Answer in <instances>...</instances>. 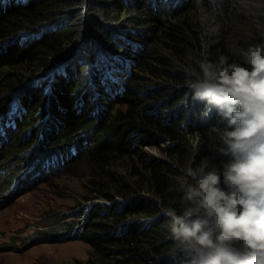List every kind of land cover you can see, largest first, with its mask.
Here are the masks:
<instances>
[{"label": "trees", "instance_id": "obj_1", "mask_svg": "<svg viewBox=\"0 0 264 264\" xmlns=\"http://www.w3.org/2000/svg\"><path fill=\"white\" fill-rule=\"evenodd\" d=\"M205 16L218 31L202 39ZM257 24L264 7L238 0H0V201L29 175H48L49 162H67L55 167L61 173L87 160L96 196L86 201L105 204H86L73 226L60 219L54 232L94 248L85 264H172L161 209L179 214L175 178L188 159L192 167L206 159L223 188L229 159L216 149L225 123L215 110L201 115L184 70L204 54L239 62L232 49L264 43ZM144 78L173 85L140 92ZM7 81L14 86L2 92ZM167 142L174 146L163 149ZM155 144L173 161L143 153ZM123 162L128 180L114 168Z\"/></svg>", "mask_w": 264, "mask_h": 264}, {"label": "clouds", "instance_id": "obj_2", "mask_svg": "<svg viewBox=\"0 0 264 264\" xmlns=\"http://www.w3.org/2000/svg\"><path fill=\"white\" fill-rule=\"evenodd\" d=\"M238 2L242 9L264 7ZM202 28V39L218 31L207 16ZM256 30L264 36V25ZM231 51L239 62L204 54L196 67L184 70L191 99L204 103L201 115L215 110L225 123L216 149L229 159L222 166L223 188L221 170L206 159L175 178L172 202L179 214L173 207L161 209L172 264H264V43Z\"/></svg>", "mask_w": 264, "mask_h": 264}, {"label": "rangeland", "instance_id": "obj_3", "mask_svg": "<svg viewBox=\"0 0 264 264\" xmlns=\"http://www.w3.org/2000/svg\"><path fill=\"white\" fill-rule=\"evenodd\" d=\"M12 84L13 82L7 81L1 91L5 92L7 88L13 87ZM167 84L173 85L148 78L138 83L140 92L147 91L151 86ZM158 93L161 94V91ZM140 99L142 106L147 98L143 96ZM13 104L17 105L16 102ZM162 146L166 149L174 145L167 142ZM163 149L155 144L142 151L152 158L172 162V158ZM31 152L32 150L29 153ZM129 163L123 162L122 165L114 167L122 179H129ZM191 163L192 159H188V166ZM27 171L28 168L24 167L20 170L22 173L19 177ZM90 172V164L83 159L78 163L73 161L63 172L56 175L44 173L42 178L32 180L29 175L24 181L28 183L22 188L23 191L5 196L6 199L0 201V264H85L92 252H95L94 248L81 239L56 234L54 230L59 227L60 219H65V223L73 226L78 215H84L82 208L86 204H105V201H86L96 196L92 194L93 177ZM141 196L148 197L145 193ZM119 199L121 198H115L114 201H120ZM78 209L81 211L76 215ZM109 232L110 230L106 231ZM45 236L48 237L44 238ZM30 238L33 241L26 248L25 240Z\"/></svg>", "mask_w": 264, "mask_h": 264}]
</instances>
